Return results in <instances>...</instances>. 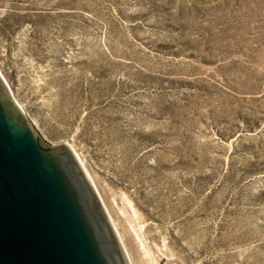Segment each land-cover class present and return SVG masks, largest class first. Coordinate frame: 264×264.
I'll list each match as a JSON object with an SVG mask.
<instances>
[{"label": "rangeland", "instance_id": "obj_1", "mask_svg": "<svg viewBox=\"0 0 264 264\" xmlns=\"http://www.w3.org/2000/svg\"><path fill=\"white\" fill-rule=\"evenodd\" d=\"M0 74L132 264H264V0H0Z\"/></svg>", "mask_w": 264, "mask_h": 264}, {"label": "water", "instance_id": "obj_2", "mask_svg": "<svg viewBox=\"0 0 264 264\" xmlns=\"http://www.w3.org/2000/svg\"><path fill=\"white\" fill-rule=\"evenodd\" d=\"M0 264H130L74 149L41 135L1 74Z\"/></svg>", "mask_w": 264, "mask_h": 264}, {"label": "bare ground", "instance_id": "obj_3", "mask_svg": "<svg viewBox=\"0 0 264 264\" xmlns=\"http://www.w3.org/2000/svg\"><path fill=\"white\" fill-rule=\"evenodd\" d=\"M21 109H22V108H21ZM81 165H82V164H81ZM82 167H83V165H82ZM83 169H84V167H83ZM84 171H85V173H86V175H87V177H88V179H89V181H90V183H91V185H92V187H93V189H94V191H95V193H96V195H97V197H98V199H99V201H100V203H101V200H100V198H99V196H98V194H97V192H96V190H95V187L93 186V183H92L91 179H90L89 176H88V173L86 172L85 169H84ZM101 205H102V207H103V209H104V211H105V213H106V215H107V217H108V219H109V221H110V223H111V225H112V227H113V229H114V231H115V233H116V235H117V237H118V239H119V241H120V243H121V245H122V241H121V239H120V237H119V235H118V233H117V231H116V228L113 226V224H112V222H111V220H110V218H109V216H108V214H107V211L105 210V207L103 206L102 203H101ZM122 247H123V249H124V251H125V253H126V255H127V258H128V260H129V263L132 264V263H131V259H130L129 254L127 253V251H126V249L124 248L123 245H122Z\"/></svg>", "mask_w": 264, "mask_h": 264}, {"label": "flooded vegetation", "instance_id": "obj_4", "mask_svg": "<svg viewBox=\"0 0 264 264\" xmlns=\"http://www.w3.org/2000/svg\"><path fill=\"white\" fill-rule=\"evenodd\" d=\"M8 102V101H7ZM3 105H4V107H5V111L7 112V113H9V114H13V112L12 111H14L13 110V108H12V106H11V104L8 102V103H3Z\"/></svg>", "mask_w": 264, "mask_h": 264}]
</instances>
